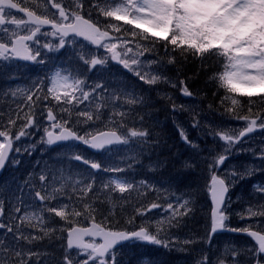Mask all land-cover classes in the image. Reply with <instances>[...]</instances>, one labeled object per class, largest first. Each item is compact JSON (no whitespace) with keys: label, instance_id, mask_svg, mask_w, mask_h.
Segmentation results:
<instances>
[{"label":"trees","instance_id":"16d2710c","mask_svg":"<svg viewBox=\"0 0 264 264\" xmlns=\"http://www.w3.org/2000/svg\"><path fill=\"white\" fill-rule=\"evenodd\" d=\"M14 1L22 7L25 6L22 0ZM91 2L93 0H86L81 15L91 19L103 31L110 32L116 38L126 39L134 46L138 42L147 45L148 42L140 41L139 36L133 37L126 32V30L135 29L134 25L116 21L113 17H106L100 11L101 8L115 5H106L103 0H94L98 7H90ZM29 4L47 7L49 13L57 11L45 5L44 0H29ZM66 5L67 0H64L62 6ZM30 10L36 11L37 15L41 14L35 7H31ZM88 12H91V17L87 15ZM51 18L49 14V19ZM106 25L119 26L120 31L117 32L114 27H106ZM135 30L138 33L140 31V29ZM90 52L99 58L100 50H95L91 46L82 49L74 43L58 51H50L41 65L29 66L23 80L19 81L16 78L24 71L23 69L9 71L0 68V125L7 127L9 119L16 120V124L11 126L12 131L9 133L13 137L15 152L0 177V202L5 210L4 215L0 216V223L12 227L17 236L20 235V232L16 231L17 227L25 236H43L40 227L21 224L20 217L25 212L39 214L41 208L55 206L57 201L41 202L35 193L40 191L44 195L45 189L48 192H51L53 188L60 189L61 201L67 203V197L72 196L75 202L79 193H73L72 188L83 187L95 180L93 191L89 192L85 199L94 202V207L97 209V221L101 219V213H103L104 216L109 217L116 229L132 227L126 221L135 215V210L141 207L147 208L152 203H157L161 207L151 209L143 216L137 215L135 224L145 223L155 226L157 221H163L167 227L170 217L168 214L172 211L167 209V205L171 203L173 208H178V204L184 199L190 201L191 211L183 217L178 216V225L162 233L165 238L177 242L175 247L164 248L155 245L125 247L117 255L118 260L123 261V264H138L139 258L145 253L151 254L157 264H196L205 253L216 254L209 255L210 259L217 256L215 242L224 240H227L225 245L236 248L239 242L255 246L249 239L230 232L214 236L210 243L208 242L211 223L208 185L209 178L211 174L213 175V170L209 166L224 148L223 141L217 135L222 131L215 125L227 126L228 121L233 119L232 114L226 111L231 106V99L225 97L235 95L226 93L225 89L218 86L216 80L210 79L221 70L219 58L209 57L202 60L190 54L182 56L179 50L172 51L171 46L166 50L161 43H158L154 51L145 52L141 59L148 62L157 61L158 63L151 64L150 69L145 70L150 74H159L162 79L167 77V82L147 84L110 58L105 65L95 67L86 65L80 56L88 59ZM173 57H175V63L169 62ZM29 69L33 71L30 72ZM56 72L63 73L62 76H68L70 79L84 81L81 87L84 91L91 93L89 100L81 104L73 101L72 105H64L63 100L57 102L53 99L48 89L52 86L50 78ZM181 81L183 84L180 83ZM98 85L101 87H97ZM185 86L192 93L191 96H184L182 89ZM93 88L95 91L91 92ZM30 89L32 91L40 89L38 93L40 100H37L35 96L33 101L26 99ZM76 95L79 96V92ZM45 96L48 98L44 99ZM114 97L119 99L116 100ZM133 97L142 98V102L134 105L125 103L127 99ZM238 99L244 105L242 115L247 114V107L251 100L253 113L260 112L264 116V103L261 97L238 96ZM97 105L100 107L97 108ZM62 107H68L74 123L67 126L71 127L77 135L83 136L85 132L95 135L98 132L110 131L114 128V122L121 120V117L114 113L123 112L126 113L123 120L128 127L137 130L146 129L149 136L146 140L133 138L129 144L114 147L99 155L92 154L82 142H70L51 147L43 136L44 130L41 123L45 122V115L49 108L57 120H60L61 116L68 117L69 113L62 112ZM77 110L91 111L93 120L83 123L85 118L78 117ZM97 112L100 113L98 119ZM26 114H30L34 122L24 129L25 135L16 140V132L27 122L24 119ZM37 127L42 129L39 131ZM2 130L5 129L0 128V131ZM182 132L191 143L182 138ZM259 141L255 138V141L250 143L249 152L237 156L240 164L236 166L238 173L243 172L245 168L254 169L261 164V161L252 154L253 150L259 151ZM238 146H241V143L232 150L233 155L229 156V161L236 157L234 151ZM75 155H82L85 159L101 163L102 167H119L124 169V172L112 173L92 169L82 160H76ZM109 156L112 165L108 160ZM215 174L219 175L216 169ZM40 176L46 179L41 181ZM114 176H126L134 183L135 190L121 194L118 191L103 189L101 183L107 182ZM145 181L147 184L143 183ZM260 183H264V173L258 172L251 177L235 180L234 185L229 188L228 200L231 203L226 213L229 215L226 221L228 228L239 229L251 225V230L264 229V218H249L245 211L249 206L264 202V195L253 187L254 184ZM250 197L261 200L255 199L257 200L255 201ZM251 200L252 204L248 203ZM113 204H115L114 214L109 215V209L113 207ZM17 207L21 209L19 213L15 212ZM178 210L184 212L183 208ZM240 214H244L245 218L241 219ZM44 215L47 223L42 227H51L56 231L32 243L23 239L16 240L13 238V232H7L6 228L0 229V264L9 256L8 252L2 250L5 246L9 249L18 246L25 253L29 250L39 253V256L32 257V261L37 263L60 264L66 247V230L72 225L54 214L45 213ZM77 220L78 226H89L90 222L81 218ZM37 223L33 221V224ZM185 240H190L192 243L183 244ZM238 259L243 261L244 256ZM32 261L29 264H32Z\"/></svg>","mask_w":264,"mask_h":264},{"label":"snow or ice","instance_id":"6c2138e0","mask_svg":"<svg viewBox=\"0 0 264 264\" xmlns=\"http://www.w3.org/2000/svg\"><path fill=\"white\" fill-rule=\"evenodd\" d=\"M22 2L25 4L24 7H21L14 0H0V34L5 35L9 41V43H0V58H3L4 61L20 59L42 64L43 60H37V57L40 56V49L32 47V44H40V39L37 38L38 33L42 37H59L58 43L55 45L50 42L42 45L43 48L49 51H58L63 48L66 42L65 38L71 36L73 38L72 43L78 44L82 49L95 45L107 49L111 54L110 57L106 58H97L91 52L88 59L80 56V59L86 65L91 67L105 65L110 58L117 61L124 69L133 72L145 83L156 84L167 82V77L162 79L159 74H150L145 69H150L152 63L158 62L144 61L141 57L144 56L145 52L154 51L156 44L161 43L166 50L169 46H171L172 51L179 50L182 56L190 54L193 57H200L202 60L209 57L219 58L221 70L210 79L216 80L218 86L225 89L226 93L235 94L237 97L251 98L259 96L262 103H264V0H103L106 5H115L109 8H101L100 11L104 16L113 17L116 21H124L128 25H134L135 29H140L139 33L135 29L126 30L133 37L139 36L140 41L148 42L147 45L136 43L135 51L132 47H128L130 42L127 40L122 41L121 51H117L118 44L111 42L113 37L109 35V32L102 31L91 19H85L84 15H81L86 0H67L66 6H62L64 0H60V2L44 0L45 5L57 10L52 13L48 12L47 7L29 4V0H22ZM89 6L98 7L94 0ZM31 7L40 10L41 14L37 15L36 11L30 10ZM12 10L25 13L27 19H16ZM49 14L52 16L51 19H49ZM87 15L91 17V12H88ZM9 17L10 19H7ZM12 25L15 28H11ZM45 26H50L51 31L41 32V29ZM106 27H114L117 32L120 31L119 26L106 25ZM21 31L26 34H19ZM77 38L83 39L78 40ZM169 62L175 63V57ZM84 83L79 79L61 76L57 72L51 80L52 86L48 89V93L57 102L63 100L64 105H72L73 101L76 104H81L89 100L91 94L81 87ZM180 83L183 84V81ZM97 87L101 86L98 85ZM94 91L93 88L91 92ZM182 91L187 96L192 95L186 86ZM39 92L40 89L35 91L30 89L29 94H26V99L33 101L35 96L37 100H40ZM77 92H79V96L76 95ZM47 98V96L44 97V99ZM225 98L231 99V106L226 111L232 114L233 118L246 121V124L237 133L230 131L217 133L219 138L225 142V145L223 152L218 154L209 166L213 170L210 192L215 209L212 212L208 242L210 243L211 236L218 230H230L247 234L253 239L255 246L236 248L235 246L226 245L220 255L210 259L205 253L197 260L196 264H249V262L250 264H264V234H262L264 229L253 231L251 225L239 229L226 226V221L229 219V215L226 213H228L231 203L230 200L226 201V194L229 188L234 185L235 180L251 177L258 172L264 173V147H261L258 152L253 150L252 153L261 161L258 167L254 169L245 168L240 173L234 171L226 175L225 178H220L215 174L216 166L224 163L225 159L232 154V150L236 145L240 144L242 138L258 128L264 129V116L260 112L253 113L251 100H249L247 114L242 115L241 111L244 105L241 104L239 99L227 95ZM114 99L118 100L119 97H114ZM138 102H142V98L133 97L125 101L129 105ZM99 107L100 105H97V108ZM173 107L175 108V105ZM181 109H183V106H181ZM61 111L67 112L69 115L68 117L61 116V119L57 120L51 108L48 110L47 119L53 121L50 129L45 130L46 143L49 145L58 141L76 140L94 150H111L107 149L106 146L114 144L127 145L130 141H133V138L146 140L149 136L146 129L137 130L128 127L124 123L123 117L126 113L123 112L114 113V115H119L121 120L114 122L112 130L98 132L95 135L88 132H85L83 136L77 135L71 127L67 126L74 123L68 107H62ZM76 115L85 118L82 121L83 123L93 120L92 112L88 110H77ZM99 115L100 113L97 112V119ZM24 119L27 122L16 132V140L24 136V129L34 122L30 114H26ZM15 124L16 120L9 119V126L0 125V128L5 129L0 131V169L5 166L8 154L12 151L13 137L9 133L12 131L11 126ZM56 129H59V131L57 132ZM181 135L186 142L191 143L183 132ZM16 151H19V149H16ZM74 158L78 161L82 160L84 164L90 165L92 169L112 173L124 172V169L119 167H102L101 163L85 159L82 155H75ZM39 179L44 181L46 177L40 176ZM143 183L147 184L146 181ZM94 184L95 180L83 187H73L72 192H78L79 195L76 196L75 202L72 196H68L67 203L59 199L60 189L53 188L51 192L45 189L44 195L37 191L35 196L41 202L55 200L57 204L41 208L39 214L25 212L20 217L21 224L40 227L43 236L56 231L51 227H42L47 223L45 213L54 214L72 225L66 230V247L60 264H123V261L117 259V255L125 247L137 248L145 245H155L170 248L176 246L177 242L175 240L165 238L162 233H166L168 229L178 225V216L183 217L191 211L188 199H184L178 204V208H183L184 212H179L178 208H173L171 203L167 205V209L172 210L167 221V227H165L163 221H157L155 226L146 225L145 223L135 224L137 215L143 216L147 211L161 207L157 203H152L147 208L141 207L135 210V215L126 221L132 227L116 229L109 217L104 216L103 213H101V219L97 221V209L94 207V202L85 199L87 194L93 191ZM101 187L112 192L118 191L121 194L129 192V190H135L134 183L126 176L110 177L107 182L101 183ZM253 187L264 194V183L254 184ZM114 209L115 204L109 209V215L114 214ZM4 211L3 204L0 202V216L4 215ZM20 211L19 207L15 209L16 213ZM245 211L249 218H264V202L256 206H249ZM240 217L241 219L245 218L244 214H240ZM77 218L90 222L89 226H78ZM49 220H51V217H49ZM33 221L38 223L33 224ZM174 221L176 223H173ZM3 228H6L7 232H13L14 239H23L28 243L43 238V236H25L19 227L16 231L20 232V235L17 236L12 227L0 223V229ZM86 237L90 239L86 240ZM97 240L101 242H97ZM182 243L190 244L192 241L185 240ZM2 250L9 253L8 258L2 264H29L32 257L40 255L31 250L25 253L18 246L11 249L5 246ZM73 250H75L74 253ZM240 256H244L243 261L238 259ZM81 257L84 258L81 259ZM32 264H37V262L32 261ZM138 264H157V262L151 257V254L145 253L139 258Z\"/></svg>","mask_w":264,"mask_h":264},{"label":"rangeland","instance_id":"374dc122","mask_svg":"<svg viewBox=\"0 0 264 264\" xmlns=\"http://www.w3.org/2000/svg\"><path fill=\"white\" fill-rule=\"evenodd\" d=\"M15 18L16 19H19L17 17H15ZM11 28H15V26L12 25ZM21 28H23V26H21ZM22 32L23 31H21L20 33H22ZM41 32H44V31H41ZM24 34H26V33H24ZM38 39H40V44L39 45L32 44V47L34 49L35 48H39L40 49V56L37 57V60L38 61L39 60L45 61V59H46L48 53H50V51L48 49H46V48H43L42 45L44 43H49V42L52 43L53 45H55V44L58 43L59 38H57L56 36L42 37L41 34H39L38 35ZM123 40H126V39L116 38V40L112 42V43H117L118 44L117 51H121V48L123 46L122 45V41ZM70 44H72V40H66L65 46L70 45ZM128 47H132L134 49V51H135V46L134 45H132V44L129 43L128 44ZM110 55L111 54L107 51V49L102 48L101 51L98 54V57L99 58H104V57H110ZM129 55H131V53H129ZM5 62H4V60L2 58H0V64H4ZM5 67H7V66H2L1 68H5ZM56 73L52 74V76L50 78V84H51L52 78L55 76ZM60 74H61V76L63 75V73H60ZM231 98H237L238 99V97L235 96V95H233V97H231ZM258 123H259V121H258ZM51 124L52 123L47 122V114H46L45 115V122L41 123V125L43 126V130H44L43 131V133H44L43 136L45 135V130L46 129H50V125ZM245 124H246V121L237 120V119L233 118V119H231V120L228 121L227 126L221 125V124H218V125H215V126H216V128L219 127L222 132H224V131H230L232 133H237V132H239L240 130L243 129V127L245 126ZM205 126H207V123H205ZM41 129L42 128H40V127L38 128L37 127V130L40 131ZM260 130H263V129H259L258 133L261 132ZM56 131L58 132L59 129H56ZM255 138L258 139V140H260L258 142L259 148L264 147V131L262 133H260L259 135H257L256 137H254V138L253 137L252 138L249 137L248 139H245L243 142H241V146L242 147L241 146H238V148L234 151V153L236 154V157L233 158L231 161L227 162L226 165L224 166L223 170H221V172L219 174L221 178H225L226 175H228V174H230V173H232L234 171L238 173V169L236 168V166L237 165H240V164L237 161V158H238L237 156H241L242 154H245L246 152H249V150H250V143H251V141H255ZM221 141H223V140H221ZM222 144H223L222 146L224 147L225 142L223 141ZM253 148H255V147H253ZM232 155H233V153H232ZM109 159H110V156L108 157V160ZM110 165H112V162L111 161H110ZM211 176H212V174H211ZM211 176L209 178V183H210V180H211ZM208 189H209V185H208ZM208 198H209V196H208ZM250 199H254V200L255 199H258L259 200L260 198L250 197ZM255 201H257V200H255ZM248 203L252 204V200L250 202H248ZM168 216H170V213L168 214ZM210 229H211V223H210L209 231H210ZM262 234H264V233H262ZM226 241L227 240L220 241L219 243L215 242V249L217 251V255H220L222 253V250L226 246L225 245ZM229 246H232V245H229ZM245 247H252V246L249 245L248 243H243V242H239V244L237 246V248H245ZM209 255L214 256L216 254H209ZM117 259H118V257H117ZM37 264H43V263L38 262Z\"/></svg>","mask_w":264,"mask_h":264},{"label":"water","instance_id":"95a60500","mask_svg":"<svg viewBox=\"0 0 264 264\" xmlns=\"http://www.w3.org/2000/svg\"><path fill=\"white\" fill-rule=\"evenodd\" d=\"M14 2H15V1H14ZM12 12H13V13H17V14H19V15H22L25 19H27V16H26L25 13H20L18 10H12ZM85 19H87V18H85ZM44 29H50V30H51L50 26H45ZM101 30H102V29H101ZM109 35L113 37V39H112V41H113V40L115 39V36H114L113 34H111V33H109ZM66 38H71V36L66 37ZM77 39L82 40L83 38H77ZM92 46H93V48H95V49H99V47H96L95 45H92ZM15 60H16V61H19V62L27 63V64H29V65H33V64H34V62H32V61H24V60H20V59H15ZM48 122H49V123H53V121H50V120H48ZM256 131H257V129H256L253 133H249V134H247L244 138H242L241 141H243V140H245L246 138L250 137V136L253 135ZM105 132H108V131H105ZM45 139L47 140L46 135H45ZM70 142H77V143H80L81 141H76V140L58 141L57 143L52 144V145H50V146H51V147H57V146L64 145V144H67V143H70ZM121 145H123V144H114V145H110V146H106V147H107V149H110V148H112V147H115V146H121ZM87 148H88V149L90 150V152L93 153V154H101V153L104 151V150H94V149H91L89 146H87ZM13 150H14V147H13V143H12V151H10L9 154H8V160L5 162V166H4L2 169H0V176H1L2 173L5 171V169H6V167H7V164H8V162H9V160H10V157H11V155L13 154ZM227 160H228V158L225 159V161H224L223 164H220V165L217 166V171H219V170L222 169L223 165L225 164V162H226ZM217 176H218V175H217ZM220 178H221V177H220ZM210 187H211V181H210ZM228 196H229V191H228V193L226 194V201H227V199H228ZM209 198H210V203H211V223H212V212H213V210L215 209V204H214V202H213V200H212V195H211L210 190H209ZM225 231H226V230H218L215 234H213V235L211 236V238H212L214 235L222 234V233H224ZM253 231H254V230H253ZM239 234L242 235V236H244V237H247L248 239H250V240L254 243L253 239L250 238L247 234L242 233V232H239ZM85 239L88 240V239H90V238L86 237ZM97 242H101V241H100V240H97Z\"/></svg>","mask_w":264,"mask_h":264},{"label":"flooded vegetation","instance_id":"af4514ba","mask_svg":"<svg viewBox=\"0 0 264 264\" xmlns=\"http://www.w3.org/2000/svg\"><path fill=\"white\" fill-rule=\"evenodd\" d=\"M13 15L15 16V17H17V18H19V19H23L22 17H20V16H18V15H16L15 13H13ZM10 18V17H9ZM23 34L25 33L24 31L22 32ZM22 33H20L21 35H23ZM0 42L1 43H9V41H8V39H7V37L5 36V35H3V34H0ZM3 59V58H2ZM5 62V61H4ZM3 65V64H2ZM5 65L6 66H8V67H14L16 70H18L21 66L24 68H22L24 71H22L18 76H17V78H16V80L17 81H19V80H23V77L25 76V72H26V70H27V66H26V64H22V63H18V62H15L13 59L12 60H10V61H6L5 62ZM36 65V64H35ZM34 65V66H35ZM38 65V64H37ZM32 67V66H31ZM29 71L30 72H32L33 70H31V69H29ZM257 131H259V128L257 129ZM256 131V132H257ZM261 131V133L264 131V129L263 130H260ZM249 138V137H248ZM247 138V139H248ZM243 142V141H242ZM241 143V142H240ZM226 165V164H225ZM264 195V194H263ZM229 232H231V233H234L233 231H230V230H228Z\"/></svg>","mask_w":264,"mask_h":264},{"label":"bare ground","instance_id":"6f19581e","mask_svg":"<svg viewBox=\"0 0 264 264\" xmlns=\"http://www.w3.org/2000/svg\"><path fill=\"white\" fill-rule=\"evenodd\" d=\"M14 152H15V147H14ZM14 152H13V154H14ZM13 154H12V156H13ZM12 156L10 157V161H11V159H12ZM2 248V247H1Z\"/></svg>","mask_w":264,"mask_h":264}]
</instances>
